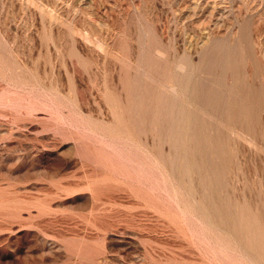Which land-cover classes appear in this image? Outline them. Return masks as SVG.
<instances>
[{"label":"rangeland","instance_id":"374dc122","mask_svg":"<svg viewBox=\"0 0 264 264\" xmlns=\"http://www.w3.org/2000/svg\"><path fill=\"white\" fill-rule=\"evenodd\" d=\"M262 95L264 0H0V264H264Z\"/></svg>","mask_w":264,"mask_h":264},{"label":"bare ground","instance_id":"6f19581e","mask_svg":"<svg viewBox=\"0 0 264 264\" xmlns=\"http://www.w3.org/2000/svg\"><path fill=\"white\" fill-rule=\"evenodd\" d=\"M240 39V38H239ZM157 40V39H156ZM236 40V39H235ZM238 41V40H237ZM228 43V42H227ZM207 44V43H206ZM233 44V43H232ZM223 47H224V45H223ZM241 48V47H240ZM157 49V48H156ZM228 50V49H227ZM226 50V51H227ZM242 50H243V48H242ZM247 50V49H246ZM155 51V50H154ZM225 51V50H224ZM230 51V50H229ZM157 52H160L159 50H157ZM238 53H239V51H237ZM222 53H223V51H222ZM226 53V52H225ZM237 53V54H238ZM240 53H241V51H240ZM239 53V55H241ZM231 54V53H230ZM234 54V53H233ZM233 54L231 55V56H233ZM224 55V54H223ZM142 56V55H141ZM163 56V55H162ZM199 56V55H198ZM164 57V56H163ZM215 57V56H214ZM223 57H225V56H223ZM239 57V56H238ZM213 58V57H212ZM227 58V57H226ZM234 57H232V59H233ZM239 58H241V57H239ZM143 59V58H142ZM145 59L147 60V63H148V67H149V69L151 70V71H153V72H156V73H159L160 75H167V74H165L164 72L165 71H163V62H162V60L161 59H158V58H154L153 56H150V55H146L145 56ZM221 59V58H220ZM231 59V60H232ZM225 60V59H224ZM226 61V60H225ZM178 62H179V60H178ZM224 62V61H223ZM230 62V61H229ZM183 63V62H182ZM191 63V62H190ZM198 63V62H197ZM206 63V62H205ZM223 64V63H222ZM221 64V66L224 68V64L222 65ZM231 64L233 65V62H230V67H231ZM238 64V63H237ZM175 65V64H174ZM187 65V64H186ZM246 65V64H245ZM173 66V65H172ZM190 66V65H189ZM227 66V65H226ZM229 66V65H228ZM234 66V65H233ZM235 66H238V65H235ZM169 67V66H168ZM191 67V66H190ZM173 68V67H172ZM188 68V67H187ZM216 68H219V67H216ZM167 69V68H166ZM175 69V68H174ZM165 70V69H164ZM172 70V69H171ZM180 70H182L181 68H180ZM188 70H190V68L188 69ZM229 70H231V72H232V69H229ZM191 71V70H190ZM189 71V72H190ZM224 71H226L225 69H224ZM187 72V71H186ZM214 72V71H213ZM217 72H218V70H217ZM221 72V71H220ZM228 72V71H227ZM234 72V71H233ZM173 73V72H172ZM171 73V74H172ZM174 73H175V71H174ZM173 73V74H174ZM179 73V72H178ZM185 73V72H184ZM188 73V72H187ZM195 73V72H194ZM215 73V72H214ZM180 74V73H179ZM190 74V73H189ZM221 74V73H220ZM241 74V73H240ZM169 75V74H168ZM153 76H154V74H153ZM171 76H173L174 77V83L175 84H177V85H181L182 86V83H184V80L182 81L181 80V82H180V80H178L177 79V77H176V75L174 76V75H171ZM199 76V75H198ZM244 76V75H243ZM127 77H129V76H126V78ZM181 78V77H180ZM244 78V77H243ZM175 79H177V80H175ZM242 80V79H241ZM240 80V81H241ZM208 81V80H207ZM223 81V80H222ZM129 82V81H128ZM156 82V81H155ZM188 82H190V81H188ZM196 82V81H195ZM202 82H204V81H202ZM212 83H213V81H211ZM130 83V82H129ZM139 84H141V82H138ZM173 83V82H172ZM220 83V82H219ZM235 82H233L232 84H234ZM238 83V82H237ZM157 84V83H156ZM209 84V83H208ZM229 84V83H228ZM239 84V83H238ZM242 84V83H241ZM137 85V84H136ZM135 85V86H136ZM221 85V84H220ZM219 85V86H220ZM235 85V84H234ZM237 85V84H236ZM247 85V84H246ZM129 86V85H128ZM138 86V85H137ZM225 86V85H224ZM132 87V86H131ZM184 87V86H183ZM190 87V86H189ZM211 87V86H210ZM242 87H244V86H242ZM150 88L151 87H149V86H147V87H144V91H146L147 93H149V91H150ZM246 89L245 90H247V87H245ZM138 89V88H137ZM158 89V88H157ZM181 89V88H180ZM184 89V88H183ZM219 89V88H218ZM175 90V89H174ZM192 90V89H191ZM190 90V91H191ZM238 90V89H237ZM236 90V91H237ZM260 90V89H259ZM189 91V92H190ZM228 91V90H227ZM236 91H234V92H236ZM241 91V90H240ZM240 91H238V93L237 94H239L240 93ZM262 91V90H261ZM217 92V91H216ZM250 92V91H249ZM253 92V91H252ZM251 92V93H252ZM188 93V92H187ZM191 93V92H190ZM194 94H195V92H193ZM229 93V92H228ZM257 93H259V91H257ZM132 94V93H131ZM139 94V93H138ZM183 94V93H182ZM241 94V93H240ZM240 94H239V96H240ZM136 95V94H135ZM135 95H133V96H135ZM188 95H191V94H188ZM196 95V94H195ZM251 95V94H250ZM253 95H254V92H253ZM143 96V95H142ZM229 96V95H228ZM246 96V95H245ZM244 96V97H245ZM255 96V95H254ZM138 97V96H137ZM157 97V99H158V101H159V118H160V120H161V125H160V132L162 133V134H165V140H167L169 143H170V145L172 146V147H174V149H175V147L177 146V145H179V143H180V139H181V134L182 133H184V129H183V127H182V125H183V119L180 117L181 115H182V112L183 111H181L182 109H181V104H182V102H181V99L179 100L178 98H177V96H175V95H173L172 93H169V92H167V91H164V90H161V91H159V93H157L156 92V94H155V98ZM241 97V96H240ZM258 97V96H257ZM262 97H264L263 95H262ZM136 98V97H135ZM135 98H133V99H135ZM187 98V97H186ZM251 98V97H250ZM249 98V99H250ZM220 99V95L218 94V93H215V91H213V90H209V91H207L206 92V97H205V101L206 102H208V103H210V102H216V101H218ZM262 99V98H261ZM135 100H137V99H135ZM140 100V99H139ZM251 100V99H250ZM155 101V100H154ZM153 101V102H154ZM157 101V102H158ZM198 101V100H197ZM228 101V100H227ZM233 101H235L234 99H233ZM258 101V100H257ZM261 101V100H260ZM142 102V101H141ZM156 102V103H157ZM229 102H231V101H229ZM237 102V101H236ZM253 102V101H252ZM252 102H251V104H252ZM245 103V102H244ZM255 103V102H254ZM155 104V103H154ZM184 104V103H183ZM183 104H182V106H183ZM189 104V103H188ZM241 105H242V103H240ZM129 105V104H128ZM204 105V104H203ZM230 105V104H229ZM229 105L227 106V107H229ZM237 105H239V103L237 104ZM246 105V104H245ZM258 105V104H257ZM193 106V105H192ZM202 106V105H201ZM231 106V105H230ZM243 106V105H242ZM252 106H254V105H252ZM184 107H186L185 105H184ZM237 107H239V109H241L240 108V105L239 106H237ZM245 107V106H244ZM183 108V107H182ZM188 107H186L185 108V110L184 111H186V109H187ZM231 108V107H230ZM256 108H258V107H256ZM192 109H194L193 110V112L192 113H195V108H192ZM206 109V108H205ZM249 109V108H248ZM209 110V109H208ZM221 110V109H220ZM229 110H231V109H229ZM189 111V110H188ZM232 111V110H231ZM244 110H242V112H243ZM252 111V110H251ZM257 111V110H256ZM140 112V111H139ZM253 112V111H252ZM128 113V112H127ZM144 113V112H143ZM185 113V112H184ZM186 113H188L189 114V112H187L186 111ZM199 113V112H198ZM197 113V114H198ZM231 114H233V111L232 112H230ZM245 113H247V112H245ZM255 113V112H254ZM158 114V113H157ZM196 114V113H195ZM195 114H191V115H188V117H190V116H192V115H194L195 116ZM209 114V113H208ZM235 114V113H234ZM240 114H242V113H239L238 114V117H239V115ZM244 114V113H243ZM248 114V113H247ZM253 114V113H252ZM249 115V114H248ZM254 115V114H253ZM258 115V114H257ZM233 116V115H232ZM231 116V117H232ZM237 116V115H236ZM241 116V115H240ZM243 116H245V115H243ZM197 117V116H196ZM236 118V119H239V118ZM255 117V116H254ZM258 117V116H257ZM151 118V117H150ZM183 118H185V116H183ZM186 118H187V116H186ZM186 118H185V121H186ZM199 118V117H198ZM233 118V117H232ZM182 119V120H181ZM194 120H193V122L196 120L195 118H193ZM231 119V118H230ZM256 119V118H255ZM130 120V119H129ZM147 120V119H146ZM149 120V119H148ZM189 120V119H188ZM206 120V119H205ZM152 121V120H151ZM209 121V120H208ZM235 121V120H234ZM243 121V120H242ZM247 121V120H246ZM254 121V120H253ZM148 122V121H147ZM154 122V121H153ZM192 122V123H193ZM196 122V121H195ZM198 122V121H197ZM181 123H182V125H181ZM191 123V122H190ZM189 123V124H190ZM200 123V122H199ZM203 123H205V122H203ZM235 123H237V121L235 122ZM240 123H241V121H240ZM253 123V122H252ZM255 123H256V121H255ZM185 124V123H184ZM195 124V126H196V123H194ZM241 124H243V123H241ZM192 125L193 124H191V127H192ZM236 126H237V124H235ZM248 125V124H247ZM250 125V124H249ZM185 126V125H184ZM189 126L190 125H188V128H189ZM208 126V125H207ZM189 128V131H190V129H192V128ZM195 128V127H194ZM197 128H198V126H197ZM203 129H205V128H203ZM213 129V128H212ZM153 130V129H152ZM196 130V129H195ZM197 131V130H196ZM204 131V130H203ZM211 131V130H210ZM192 132V131H191ZM191 132H189V133H191ZM200 132V131H199ZM188 133V134H189ZM208 134H209V130H208ZM207 135V134H206ZM214 135V134H213ZM219 134H217V136H218ZM222 135V134H221ZM187 136H189V135H187ZM195 136L196 137H194V138H197V132H196V134H195ZM191 137V136H190ZM211 137V136H210ZM213 137V136H212ZM206 138V137H205ZM189 139V138H188ZM191 139V138H190ZM212 139V138H211ZM214 139V138H213ZM209 140V139H208ZM207 140V141H208ZM182 141V140H181ZM198 141H200V139L198 140ZM213 141V144H214V140H212ZM211 141V142H212ZM183 142V141H182ZM189 143H191V144H195V143H193V142H191V140H190V142ZM199 144V143H198ZM212 144V145H213ZM183 145H185V144H183ZM194 146V145H193ZM200 146V145H199ZM208 146V145H207ZM221 146V145H220ZM214 147V146H213ZM196 148V147H195ZM195 148H193V153H194V149ZM202 148V147H201ZM200 148V149H201ZM208 148V147H207ZM227 148V147H226ZM184 149V148H183ZM186 149H188L187 147H186ZM198 149V148H197ZM217 149H220V148H217ZM225 149V148H224ZM232 149V148H231ZM216 149H214V151H215ZM228 150V149H227ZM201 151V150H200ZM178 152V150L176 149V150H174V155H173V158H172V161H175L176 162V160H177V153ZM198 152V151H197ZM196 152V153H197ZM202 152V151H201ZM226 152V151H225ZM206 153V152H205ZM205 153H204V155H205ZM211 153V152H210ZM226 153H229V152H226ZM188 153L186 152V155H187ZM198 154V153H197ZM216 154H218L217 152H216ZM182 155V154H181ZM229 155V154H228ZM191 156H193V155H191ZM201 156V155H200ZM182 157V156H181ZM196 157H197V155H196ZM204 157V156H203ZM206 157V156H205ZM222 157V156H221ZM160 158V157H159ZM170 158V157H169ZM186 158H188V157H186ZM193 158V157H192ZM223 158V157H222ZM162 160V159H161ZM183 160V159H182ZM198 160V159H197ZM201 160V159H200ZM219 160H221V159H219ZM167 161V160H166ZM191 162H192V159L190 160ZM209 161V160H208ZM222 161V160H221ZM194 162H195V160H194ZM198 162V161H197ZM183 163H185L184 161H183ZM223 164H224V161L222 162ZM228 164V163H227ZM186 165V164H185ZM184 165V166H185ZM208 165H209V163H208ZM213 165V164H212ZM211 165V166H212ZM183 166V165H182ZM189 165H187V166H185V169H186V167H188ZM196 166V165H195ZM219 166V165H218ZM223 166V165H222ZM226 166V165H225ZM225 166H224V168H225ZM189 168H190V166H189ZM201 168V167H200ZM182 169V168H181ZM191 169V168H190ZM190 169H189V171H190ZM203 169V168H202ZM220 169V168H219ZM182 170H184V169H182ZM225 170V169H224ZM226 171V170H225ZM191 173H193L192 172V170H191ZM202 172H200V174H201ZM204 173V172H203ZM214 173V172H213ZM199 174V175H200ZM209 174H211L210 172H209ZM183 176H184V174H182ZM190 176V175H189ZM188 176V177H189ZM221 176V175H220ZM204 177V176H203ZM192 178V177H191ZM178 180V179H177ZM193 180V179H192ZM183 181V180H182ZM177 182V181H176ZM217 182V181H216ZM185 183V182H184ZM189 183V182H188ZM181 184H183V183H181ZM181 184H179V185H181ZM209 185H211V184H209ZM185 187V186H184ZM183 188V187H182ZM204 188V187H203ZM180 189V188H179ZM178 189V190H179ZM182 190V189H181ZM185 191H187V190H185ZM188 193V192H187ZM202 194V193H201ZM192 195V194H191ZM190 195V196H191ZM200 197V196H199ZM210 197V196H209ZM203 199H204V197H203ZM203 199H202V201H203ZM201 208V207H200ZM196 209H197V206H196ZM209 210V209H208ZM205 211V210H204ZM240 212V211H239ZM206 213V212H205ZM220 214V213H219ZM247 214H249V213H247ZM228 215H229V213H228ZM250 215V214H249ZM243 216H245V215H243ZM250 216H253V215H250ZM229 217V216H228ZM237 217V216H236ZM241 217V216H240ZM247 217V216H246ZM219 218V217H218ZM252 218V217H251ZM223 219V218H222ZM242 219V218H241ZM244 219V218H243ZM249 219V218H248ZM240 220V219H239ZM241 221V220H240ZM248 221V220H247ZM238 222V221H237ZM240 224V223H239ZM259 228V227H258ZM246 229V228H245ZM244 229V230H245ZM236 230V229H235ZM251 230V229H250ZM255 231V230H254ZM261 232V231H260ZM251 235V234H250ZM245 236H246V234H245ZM247 236H249V235H247ZM243 237V236H242ZM253 237V236H252ZM250 240V239H249ZM253 241V240H252ZM252 241H249L251 244H252ZM253 243H256V245L255 244H250L251 246H253L254 248H256L257 246H259L260 247V245H262V244H259L256 240L255 241H253ZM258 243V244H257ZM256 246V247H255ZM261 247H263V246H261ZM258 249V247L256 248V250ZM260 250H264V248H259L258 249V251H260ZM255 253V252H254ZM263 253V252H262Z\"/></svg>","mask_w":264,"mask_h":264}]
</instances>
